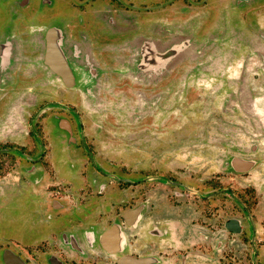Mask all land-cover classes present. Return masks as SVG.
<instances>
[{
	"label": "flooded vegetation",
	"instance_id": "flooded-vegetation-1",
	"mask_svg": "<svg viewBox=\"0 0 264 264\" xmlns=\"http://www.w3.org/2000/svg\"><path fill=\"white\" fill-rule=\"evenodd\" d=\"M58 1L59 9L43 0V18L37 19L43 26L30 17L25 29L13 21L0 34V183L18 181L17 192L30 188L35 212L48 216L44 230L35 232L33 226L27 240L15 239L16 251L0 245V264H264V159L258 147L244 146L250 154L228 161L225 136L205 144L210 131L202 128L196 135L205 138L189 144L190 134L165 127L157 128L148 149L143 128L140 158L132 161L116 156L108 143L111 128L90 125L102 111H94L97 106L90 102L119 92L116 78L138 75L163 83L170 77L171 84L178 82L171 77L185 67L179 63L182 56L192 53L194 60L202 49L192 36L212 40L259 34L264 13L257 2L263 0ZM19 8L24 10L22 2ZM21 16L16 19L24 21ZM51 31L74 77L70 86L46 65ZM35 36L43 42L46 72L72 93L62 92L59 100L36 112L30 86L34 72L29 69ZM17 78L26 79L27 86L17 87ZM238 92L242 102L244 91ZM36 114H47L45 124L52 126H38ZM19 118L28 130L25 144L18 140ZM56 146H61L62 160L56 158ZM212 146L221 151L214 160ZM179 150L189 151L185 159L175 153ZM60 162L67 173H60ZM136 163L137 178L124 174L125 167ZM120 167L122 179L109 191L105 184L96 192L90 188L95 194L89 200L86 182L114 179ZM13 173L16 179L9 178ZM66 180L84 185L71 189ZM46 181L56 191L49 208L43 202L47 197L35 188ZM13 185L3 188L11 194L17 190ZM133 185L138 186L137 199L124 191ZM70 198L78 199L76 208L67 205ZM60 216L65 222L56 226Z\"/></svg>",
	"mask_w": 264,
	"mask_h": 264
},
{
	"label": "rangeland",
	"instance_id": "rangeland-1",
	"mask_svg": "<svg viewBox=\"0 0 264 264\" xmlns=\"http://www.w3.org/2000/svg\"><path fill=\"white\" fill-rule=\"evenodd\" d=\"M52 1L54 7L59 9V1ZM263 1H258L257 5L264 13V9H261L264 8ZM20 2L24 4L23 11L19 8ZM42 3L43 0H0V34L10 30L13 21L18 22L19 28L25 29L30 23V17L36 21V26H43L37 21V19L43 18L44 13H40ZM228 10L227 8V12ZM22 13L24 14L21 16ZM20 16L24 21L16 19ZM259 21V34L255 33L253 36L241 34L238 38L227 37L226 39L214 38L212 40L192 36L193 42L197 43L196 47L202 49H200V53H197L198 58L194 60L189 58L192 53L182 56L179 63H185V67L179 69L176 76L171 77L178 80L174 84H171L170 77L163 83L150 77H147L146 80L142 77L139 79L138 75H134L130 79L116 78L114 81L119 85V92L110 93L103 101L93 102L92 100L90 102L91 106L93 104L98 107H92L94 111H97L99 107L102 110L90 125L112 129L111 139L108 140V143L117 150L119 154L116 156L120 159L138 161L140 144L144 143L141 130L147 129L146 143L149 149L154 145L157 128L165 127L174 129L173 131L179 134L184 132L190 134L188 135L189 144H197L200 137L205 138V136L196 135L202 128H209L210 131L207 135L208 138L204 141L205 144L213 145L218 142L219 137L225 136L228 146L226 150L228 161L233 157H245L250 154V151L242 148L248 145L258 147L259 154L264 159V17ZM199 28H202L201 23H199ZM15 39L21 43L20 38ZM33 43L34 56L31 62L33 66L29 69L34 72L30 86L33 91L32 95L35 97L34 111L36 112L40 106L47 102L59 100L62 92H65V96H72V93L61 88L57 77L48 75L46 72L42 61L44 49L40 36H35ZM212 45L214 46L206 53L205 50ZM222 62H226L224 70H221ZM17 79V87L27 86L26 79ZM241 89L244 91L241 96L242 102L238 98V91ZM249 96H252L251 99ZM255 100L259 101L256 102L253 109ZM3 113L4 105L0 101V116ZM23 115L25 117V112ZM46 116L47 114L42 117L36 114L35 123L41 127L47 125L45 124ZM19 121L18 140L25 144L28 130L25 120L19 118ZM182 139L183 135H179L180 143L183 142ZM56 151V158L62 160L61 146H56ZM219 152L221 151L217 148L211 147L212 160ZM175 153L179 154L180 159H185L189 151L179 150ZM58 167L60 173H67L68 170L61 162ZM120 169L121 167L115 168L117 174L114 179L103 178L86 182L89 187L85 195L89 200H93L92 197L95 194L92 190L96 192L101 184H105L107 191L115 186L117 180L122 179L121 174L118 173V171L122 173ZM125 169L124 174L138 177L139 166L137 163L125 167ZM10 175L12 176L9 178L16 179L18 177L16 173ZM128 180L132 182L130 177ZM66 181V184L70 182V186L67 187L75 190L84 185L83 182H77V180ZM15 183L18 181L0 183V245L4 244V248L12 251L17 249L14 244L15 239L27 240L33 226L35 232L44 230L48 219L47 213L38 215L35 212V203L33 204L31 198H28L27 191H30V188L27 191L22 188V192H17L18 187ZM6 184L8 186L14 184L13 188L17 189L16 192L8 194L3 188ZM60 184L64 186L63 181H60ZM50 185L51 183L46 181V183L37 184L35 187L37 192L43 194V198L47 197L43 200L45 205H48V200H53L52 195L56 194V191L49 188ZM124 187L126 193L137 199V185H133L128 190V186ZM90 188L92 189L91 193L89 192ZM66 201L70 208H76L79 203L78 199L72 198L66 199ZM49 207L50 205L47 208ZM111 207H115V205ZM51 212L52 215L57 213L56 211ZM64 222V216L54 220L56 226H61Z\"/></svg>",
	"mask_w": 264,
	"mask_h": 264
},
{
	"label": "water",
	"instance_id": "water-1",
	"mask_svg": "<svg viewBox=\"0 0 264 264\" xmlns=\"http://www.w3.org/2000/svg\"><path fill=\"white\" fill-rule=\"evenodd\" d=\"M58 37L51 31L47 38V49L45 62L46 65L57 76L64 79L68 86L74 82V77L69 71L68 66L63 58L60 50V46L57 43Z\"/></svg>",
	"mask_w": 264,
	"mask_h": 264
}]
</instances>
